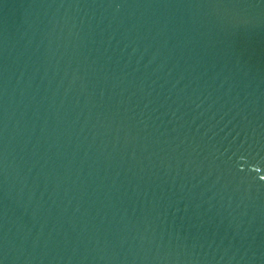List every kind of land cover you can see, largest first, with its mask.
Wrapping results in <instances>:
<instances>
[{"label": "water", "instance_id": "1", "mask_svg": "<svg viewBox=\"0 0 264 264\" xmlns=\"http://www.w3.org/2000/svg\"><path fill=\"white\" fill-rule=\"evenodd\" d=\"M0 264H264V0H0Z\"/></svg>", "mask_w": 264, "mask_h": 264}]
</instances>
